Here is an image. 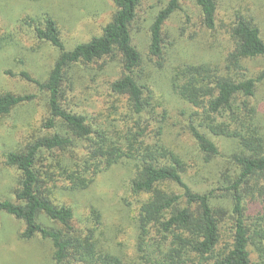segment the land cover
<instances>
[{"label": "trees", "instance_id": "obj_1", "mask_svg": "<svg viewBox=\"0 0 264 264\" xmlns=\"http://www.w3.org/2000/svg\"><path fill=\"white\" fill-rule=\"evenodd\" d=\"M142 1L113 0L101 32L71 49L51 15L29 22L35 38L58 56L45 79L27 70L3 73L45 95L49 117L41 128L54 132L40 129L24 147L0 154V170H13L16 182L12 198L0 199V215L24 222L23 240L51 241L56 264H120L98 256L90 242L94 231L82 238L73 205L42 189L41 166L57 153L50 168L60 170L72 190H85L97 174L128 159L138 169L133 190L150 196L140 208L142 240L155 227V236L140 246L143 264H254L251 246L264 252V68L248 77L243 61L264 62L263 3L192 0L204 26L234 43L225 74L206 63L176 66L163 27L179 0L157 14L140 53L130 27ZM1 46L0 53L7 50ZM155 74L167 79L163 88L151 81ZM38 96L0 92V127ZM84 100L101 110L85 109Z\"/></svg>", "mask_w": 264, "mask_h": 264}, {"label": "rangeland", "instance_id": "obj_2", "mask_svg": "<svg viewBox=\"0 0 264 264\" xmlns=\"http://www.w3.org/2000/svg\"><path fill=\"white\" fill-rule=\"evenodd\" d=\"M263 1V7L258 10L262 19ZM169 2H141L130 27L133 44L140 53L146 52L155 17ZM179 5L180 9L170 16L163 27L166 48L176 51V66L206 63L227 74V57L234 49V43L204 26L202 11L194 1L179 0ZM112 10L113 0H0V33L7 36V40L0 42L1 48L7 49L0 53V92L8 90L39 95L32 103L17 108L11 116L2 120L0 154L24 147L30 140L29 136H39L41 130L44 135L54 132V129L41 128L42 120L49 117L45 95L39 93L34 84L3 73L8 69L14 72L27 70L34 77L45 79L58 56L55 48L35 38V26L29 22L42 20L45 14L51 15L59 22L66 48L71 49L99 34L102 26L109 21ZM20 57L26 58L25 63H21ZM243 64L248 77H256L264 68V62L258 60H244ZM150 79L158 82L160 88L167 83L163 74H155ZM84 104L85 109L92 108L94 112L101 110L98 102L94 105L84 100ZM89 116L93 118L91 113ZM56 155H50L51 160L41 166L42 189L49 192L53 200L74 206V225L80 228L82 238L89 237L90 231H94L90 242L99 257L112 256L118 258L120 264H143L140 246L155 236V227L151 226L142 240L140 208L150 196L136 193L132 188L138 172L137 164L132 160H121L97 174L87 189L72 190V182L61 178L60 170L50 168L54 167ZM74 158L81 159L82 156ZM15 186L14 171L5 168L0 170V199L12 198ZM42 221L48 226H56L44 217ZM24 229L23 221L4 213L0 215V264H56L51 241L39 236L23 240L21 234ZM250 249L253 263L264 264V252L261 253L254 246Z\"/></svg>", "mask_w": 264, "mask_h": 264}]
</instances>
